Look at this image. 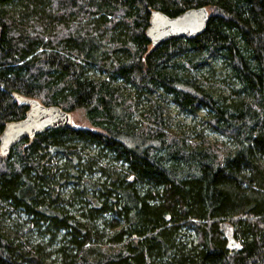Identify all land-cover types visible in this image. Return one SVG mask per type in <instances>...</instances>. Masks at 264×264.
<instances>
[{"label":"trees","instance_id":"trees-1","mask_svg":"<svg viewBox=\"0 0 264 264\" xmlns=\"http://www.w3.org/2000/svg\"><path fill=\"white\" fill-rule=\"evenodd\" d=\"M195 7L201 34L151 45L152 10ZM13 93L99 131L0 153V264H264V0H0V133ZM169 103L226 141L171 135Z\"/></svg>","mask_w":264,"mask_h":264},{"label":"water","instance_id":"water-1","mask_svg":"<svg viewBox=\"0 0 264 264\" xmlns=\"http://www.w3.org/2000/svg\"><path fill=\"white\" fill-rule=\"evenodd\" d=\"M209 18L206 7L189 8L176 16H169L163 11L152 10L149 24L145 30L147 39L152 46L174 37L191 38L201 34ZM13 96L21 103L28 105L23 118L9 121L0 133V153L8 154L10 149L19 141L47 130L74 126L69 111L59 105H45L34 98H27L17 93ZM233 243V245H230ZM239 243L230 239L228 248H239Z\"/></svg>","mask_w":264,"mask_h":264},{"label":"rangeland","instance_id":"rangeland-1","mask_svg":"<svg viewBox=\"0 0 264 264\" xmlns=\"http://www.w3.org/2000/svg\"><path fill=\"white\" fill-rule=\"evenodd\" d=\"M214 72H216V70L213 71V73H211L210 75L206 74L207 79L206 77H203L204 81H206V83L208 84L216 85L219 88V90H224V86H225L223 85L224 83L221 81H218L219 79H217V76L214 75ZM195 77L197 81H199V78H202L201 73L195 74ZM69 112L71 114V119H72V123L74 126H78L82 128H89L91 130L99 131V129L95 128L94 126L90 124V122L85 116V112L83 109H77V110H73ZM167 113H168V118H169L168 131L171 135H174V134L177 135L176 133L184 132L186 130L190 131L191 128H195L194 130H191L189 132L190 141H196V136L194 134V131L198 132L199 130L200 131L203 130L204 136L213 143L215 142L220 143V142L226 141V138L224 136L216 132L210 131L209 129H205L204 127L205 123L203 122L199 123L200 118H198V116H202L204 114L202 109L197 113V117L193 118L191 115H185L184 113L180 112L173 104L169 103L167 105ZM222 229L227 238V243L229 242L230 239H234L237 243H239V241L233 237L231 226L228 223H223ZM230 245H233V243H231Z\"/></svg>","mask_w":264,"mask_h":264}]
</instances>
